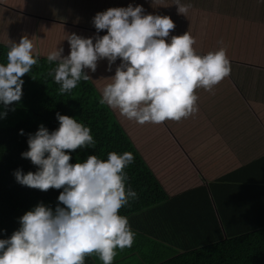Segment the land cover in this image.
Here are the masks:
<instances>
[{
  "label": "clouds",
  "instance_id": "obj_1",
  "mask_svg": "<svg viewBox=\"0 0 264 264\" xmlns=\"http://www.w3.org/2000/svg\"><path fill=\"white\" fill-rule=\"evenodd\" d=\"M174 4L179 14L187 16L190 4L182 0ZM93 23L97 33L106 30V34L95 38L69 34L68 55H63L62 47L47 55V61L57 65L49 76H54L64 94L79 81H88L91 76L85 69L95 72L98 61L107 59L111 70L121 59L111 82L101 89L99 103L130 121L160 124L188 118L199 110L197 90L211 92L230 75L226 49L201 55L188 32L169 41L175 22L170 16L144 14L142 5L98 12ZM39 56L28 36L10 43L7 63H0V103L6 108L21 100L22 77ZM57 119L58 129L50 132L41 124L35 134H29V149L21 154L38 170L25 174L17 169L14 175L29 188H63L59 203L53 210L41 202L20 217L21 227L0 239V264H85L93 254L103 264H113L117 249L134 243L128 218L120 214L138 199L137 192L126 187L125 169L134 162V155L113 151L106 160L89 155L73 164L71 152L94 147L96 142L90 127L74 117L57 113Z\"/></svg>",
  "mask_w": 264,
  "mask_h": 264
},
{
  "label": "trees",
  "instance_id": "obj_2",
  "mask_svg": "<svg viewBox=\"0 0 264 264\" xmlns=\"http://www.w3.org/2000/svg\"><path fill=\"white\" fill-rule=\"evenodd\" d=\"M182 3L210 10L213 16L218 14L219 9H225H222L225 1L220 3L219 0H201L199 3L196 0H182ZM158 7L148 5L144 14L170 16L175 24L187 19L173 17L178 12L177 6H160L157 11ZM222 21L223 25H227L226 18H222ZM185 27V33H190L188 25ZM219 31L200 39V42L207 43V48L202 51L207 54L226 49L231 65L229 78L250 100L254 89V67L238 64V60L250 59L247 53L253 49H244L239 42L250 41L251 34ZM8 51L9 45L0 42V63H7ZM239 51L246 54L235 56ZM39 53L38 63L22 77L21 100L7 108L0 103V239L11 237L21 227L20 217L39 203L43 202L53 210L59 203L58 197L63 188L48 191L29 188L16 181L14 172L22 169L26 174L38 170L21 154L29 149V134H35L41 124L50 132L59 128L57 113H60L90 127L96 142L94 147L78 148L71 152V163L83 162L89 155L106 160L108 153L113 151L120 154L131 152L134 155V162L125 169L128 177L126 187L135 190L138 199L130 201L120 210V214L128 218L131 228L139 234H148V244H161L162 247L157 249L149 245L150 251L142 248L150 258L149 264H264V214H258L254 208V204L259 205L258 198L264 197V182L248 194L246 210L238 211L227 204H220L221 197L231 190L230 186L224 185L226 176L209 183L208 187L202 185L194 188V192L202 193L198 194L199 197L205 198L197 203L201 208L181 206L184 203H178L179 196L170 195L164 188L154 171L155 164L153 166L147 160L120 122L116 111L99 103L101 89L93 78L81 80L71 92L60 94V85L55 83L54 76H49L56 63L50 64L45 52ZM119 61L122 62L121 59ZM259 67L258 72L263 80L260 78L256 86L258 92L264 93V69ZM5 112L7 115H2ZM21 129L24 130L23 135L20 134ZM209 189L213 200L209 196ZM250 200L253 201L251 208ZM153 250L161 251L158 258L152 254ZM116 260L114 258L113 264L119 261ZM85 264L103 263L93 254L86 257Z\"/></svg>",
  "mask_w": 264,
  "mask_h": 264
},
{
  "label": "crops",
  "instance_id": "obj_3",
  "mask_svg": "<svg viewBox=\"0 0 264 264\" xmlns=\"http://www.w3.org/2000/svg\"><path fill=\"white\" fill-rule=\"evenodd\" d=\"M196 1L199 3L201 0ZM219 1H225V6L222 4V9H225H219L218 14L226 18L227 25L218 31L251 34L250 41H246L248 46H242L244 49H253L247 53L250 59L238 60V64L254 67L252 99L248 100L229 76L215 85L211 92L198 89V112L178 122L172 121L175 135L173 154L160 155L154 171L168 193L179 196L178 203H184L181 206L195 209L197 206L202 207L197 203L205 198L199 197L198 194L202 193L194 192V188L202 185L208 187L209 183L226 176L224 185L230 186L231 190L221 197L220 204L241 211L247 208L248 194L264 182V93L258 92L256 86L260 78L263 80L258 71L259 66L264 69V0ZM174 3L175 0H0V42L7 45L17 42V35L22 37L20 29L24 30V27L36 34L47 30L50 37H53L51 30L58 27L84 38H95L106 33V30L97 33L94 26L93 18L98 12L130 4L142 5L144 12L148 5L155 4L159 6V11L160 6H176ZM190 9L200 12V21L196 27L201 31L211 11L196 5H191ZM36 12L49 18L37 20ZM17 18L22 22L18 28ZM6 25L18 30L14 37L6 34ZM178 32L184 34L185 29L180 28L170 34ZM189 34L194 37L191 30ZM171 36L168 37L169 41ZM30 39L34 42L31 36ZM38 43L42 48L40 52L46 54L64 45L63 40H50L48 35H44ZM206 45L205 42L196 41L194 48L204 55L202 50L207 48ZM243 54L246 53L239 51L235 56ZM116 62L121 64L119 58ZM208 193L213 200L210 189ZM252 202L249 201L250 208ZM257 202L259 205L254 204V208L258 214L263 215L264 197L260 196ZM141 235L148 236L145 233ZM160 252L153 250L152 254L158 258ZM119 259H125L124 264H149L150 260L145 252L133 251Z\"/></svg>",
  "mask_w": 264,
  "mask_h": 264
},
{
  "label": "rangeland",
  "instance_id": "obj_4",
  "mask_svg": "<svg viewBox=\"0 0 264 264\" xmlns=\"http://www.w3.org/2000/svg\"><path fill=\"white\" fill-rule=\"evenodd\" d=\"M173 10H175V9H173ZM199 13H200L199 11H195L192 9H189L187 16H184V15L176 12L173 15L174 18L182 19V18L186 17L187 19L186 20L182 19L181 21L176 23L175 29L173 31L178 30L180 28L186 29L185 26L188 25V28L194 33L192 35L194 36L195 41H198V43H199L200 39L202 37L209 35V34H213V33L217 32L218 30L221 29V27L223 25V21H222L221 16L219 14H216L214 16L209 15L212 17L205 19L204 23H203V29L201 31L198 30L196 25H198L199 24L198 22L200 21ZM35 15H36L35 19H37V20L49 18L40 12H36ZM30 24H34V23L30 22ZM21 25H22V22H20L19 18H17V28ZM5 30H6V34L9 37H14L16 35V33L18 32V30L16 31L15 29H13L9 25L5 26ZM20 30L23 32L22 37L28 36L30 38V36H31L34 39V45H35V48L38 49V52H40V50H42V48H40L38 46L39 45V43H38L39 39H41V38L43 39L44 35H48L50 40H56V41L63 40L64 41V45L62 46V48L64 49L63 55L66 56L70 53V44H69L68 40L66 39V37L72 33L66 32L65 29L63 30L62 28H58V27L53 28L51 30V33H53V37L49 36V33L47 30L40 31L38 34H36L35 32H33V30L28 29L26 27H24V30H22V29H20ZM19 34H21V32H19ZM172 34L173 35H182L180 32L172 33ZM22 37L21 36L18 37V35H17V42H19V40ZM87 38H89V37H87ZM240 43L242 46L247 45L246 41H241ZM5 44H8V43H5ZM51 44H54V43H51ZM51 44H49V45H51ZM194 47H195V45H194ZM51 51H53V50H51ZM238 57H241V56H238ZM119 65L120 64L116 62L115 65L112 64L111 70H109V65H108L107 59H102V60L98 61L97 70L95 72H91L90 69H86V70H87L88 74L93 78V81L96 84V86L98 88L102 89L107 83L111 82V77L115 75L116 68ZM116 114L118 115L117 117L119 118L120 122L127 129L130 136L133 138V140L136 142L138 147L144 153L147 160L152 165L155 164V167H156V160L158 159V157L160 155L163 157L166 154H173L172 146H173V143L175 140V135H174V125L172 123V120H168L167 122H165V124L164 123H160V124H154V123L139 124V123L135 122L134 120L130 121V120L120 116L118 111H116ZM131 229L135 233L134 243L130 248H125L123 250L117 249V254L115 256V259H117L119 261L116 260L117 262H115L114 264H124L125 259L120 260L119 258L123 255H129L131 251L136 252V253L137 252L140 253L142 251L143 247H145L144 248L145 251L146 250L150 251L152 246H154L155 249L162 247L161 244H159V243L153 244V242H152V243L148 244L147 241H149L150 237H148L147 235L142 236L141 234H139L140 232L135 231L133 228H131ZM149 245L151 247H148ZM96 257H97L98 261H101L97 255H96ZM101 263H103V262L101 261Z\"/></svg>",
  "mask_w": 264,
  "mask_h": 264
}]
</instances>
